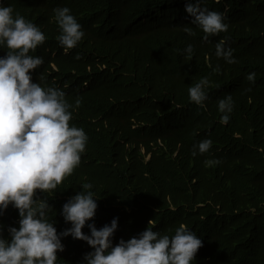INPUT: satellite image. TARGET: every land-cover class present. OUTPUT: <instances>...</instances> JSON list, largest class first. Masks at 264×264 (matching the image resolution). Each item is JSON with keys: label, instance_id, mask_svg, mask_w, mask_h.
Here are the masks:
<instances>
[{"label": "trees", "instance_id": "1", "mask_svg": "<svg viewBox=\"0 0 264 264\" xmlns=\"http://www.w3.org/2000/svg\"><path fill=\"white\" fill-rule=\"evenodd\" d=\"M186 2L0 0L44 33L29 54L43 59L32 81L61 89L71 105L70 125L88 137L68 179L36 194L50 205L57 232L66 228L63 188L91 183L98 219L86 222L84 233L87 223L99 229L115 217V244L153 228L152 218L161 234L171 237L183 224L205 241L191 264H261L264 219L256 213L264 212V0H202L228 24L207 41L190 23ZM64 6L85 34L71 49L57 40L53 9ZM225 38L233 49L231 64L214 54ZM188 44L190 58L183 51ZM0 48L5 55L8 49ZM251 72L254 82L246 79ZM205 76L210 83L201 107L190 101L188 88ZM227 94L233 109L222 123L217 102ZM159 138L164 145L156 146ZM205 138L212 141L209 150L192 155ZM64 240L68 246L57 252L55 264H75L86 242L71 235Z\"/></svg>", "mask_w": 264, "mask_h": 264}, {"label": "clouds", "instance_id": "2", "mask_svg": "<svg viewBox=\"0 0 264 264\" xmlns=\"http://www.w3.org/2000/svg\"><path fill=\"white\" fill-rule=\"evenodd\" d=\"M184 10L191 17L190 23L203 31L205 41L228 28L223 14L202 6V0H187ZM53 12L60 29L59 44L71 49L82 42L85 34L70 9L57 7ZM184 31L193 34L187 26ZM44 40L45 35L37 25L19 13L13 15L11 5L0 3V46L8 49L5 55H0V264H55L57 252L68 244L65 240L61 242V238L69 235L86 242V247L74 256L75 264H191L205 241L183 224L170 237L157 232L161 228L151 218L153 228L147 226L115 244L112 241L117 228L115 217L99 229L94 223H87L84 233L86 222L92 217L98 219L97 187L92 188L91 183L63 188L64 230L57 232L54 222L49 220L50 205L46 199H39L37 190L42 193L56 189L68 179L80 164L88 137L83 128L70 125L71 105L65 93L32 81V70L43 59L29 55V51ZM225 40L215 44L214 54L231 64L235 62L233 49L226 46ZM183 51L190 58L193 45H186ZM255 75L251 72L246 79L254 82ZM209 83L205 76L192 84L188 88L190 101L203 107ZM75 103L78 105L79 99ZM217 108L222 113L221 122L227 123L233 109L231 94L219 99ZM211 144L208 138L199 141L193 146L192 155L208 151ZM157 145H164L162 138ZM102 202L105 205L106 198ZM256 218L264 219V212H257ZM249 264L257 262L250 259Z\"/></svg>", "mask_w": 264, "mask_h": 264}, {"label": "bare ground", "instance_id": "3", "mask_svg": "<svg viewBox=\"0 0 264 264\" xmlns=\"http://www.w3.org/2000/svg\"><path fill=\"white\" fill-rule=\"evenodd\" d=\"M31 52H32V51L30 50V51H29V54H30ZM32 71H33V70H32Z\"/></svg>", "mask_w": 264, "mask_h": 264}]
</instances>
